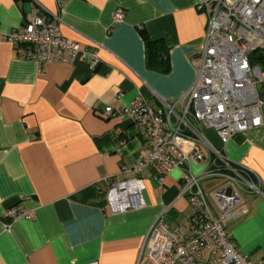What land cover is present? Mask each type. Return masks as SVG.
Returning a JSON list of instances; mask_svg holds the SVG:
<instances>
[{"label":"crops","instance_id":"1","mask_svg":"<svg viewBox=\"0 0 264 264\" xmlns=\"http://www.w3.org/2000/svg\"><path fill=\"white\" fill-rule=\"evenodd\" d=\"M0 0V264H137L146 233L167 208L172 223L185 221L181 171L166 175L163 188L144 170L146 206L112 213L106 205L105 177L121 180L140 153L136 126L108 117L137 95L155 109L193 83L195 62L207 25L200 0ZM119 9L123 20L115 21ZM43 14L61 33L100 62L86 59L38 65L22 59L7 33L28 16ZM145 29L163 36L169 70L146 64ZM120 129V133H118ZM205 133L233 162L255 172L264 188V127L222 145L212 128ZM206 183L204 189L211 187ZM248 212L227 227L236 248L250 260L264 258V195L244 193ZM32 209V218L8 225L6 210ZM184 213L183 219L178 216ZM257 234L258 240L253 242Z\"/></svg>","mask_w":264,"mask_h":264},{"label":"built area","instance_id":"2","mask_svg":"<svg viewBox=\"0 0 264 264\" xmlns=\"http://www.w3.org/2000/svg\"><path fill=\"white\" fill-rule=\"evenodd\" d=\"M198 8L207 25L191 86L171 101L161 98V109L139 94L119 110L111 105L103 110L105 116L130 120L140 138L139 157L122 166L123 172L133 175L104 178L106 205L115 214L142 209L146 184L140 173L151 170L163 188L166 175L179 169L180 195L194 211L171 227L167 208L162 209L144 237L137 264H264V258L254 262L239 251L226 228L228 220L248 212L244 193L264 195L261 180L231 161L205 133L206 128L214 129L225 145L237 135L264 127V78L258 62L259 54H264V0H200ZM114 20H123L121 9ZM7 37L19 57L38 65L86 59L94 72L100 62L97 51L65 37L43 14L28 16ZM212 178L218 182L204 189L201 182ZM5 214L7 227L34 216L32 209L15 207Z\"/></svg>","mask_w":264,"mask_h":264},{"label":"trees","instance_id":"3","mask_svg":"<svg viewBox=\"0 0 264 264\" xmlns=\"http://www.w3.org/2000/svg\"><path fill=\"white\" fill-rule=\"evenodd\" d=\"M141 34L144 37L147 66L153 70L167 72L169 70V61L168 45L165 37H150L145 29H141ZM258 62L264 71V54Z\"/></svg>","mask_w":264,"mask_h":264},{"label":"rangeland","instance_id":"4","mask_svg":"<svg viewBox=\"0 0 264 264\" xmlns=\"http://www.w3.org/2000/svg\"><path fill=\"white\" fill-rule=\"evenodd\" d=\"M263 78H264V71H263ZM263 87V84H259V88L261 89ZM195 170H197V168L195 169ZM218 182V179H214V178H212V179H207V180H203L202 182H201V184H202V186L204 187L205 186V184L206 183H212V184H216ZM186 201H187V212L188 211H191V210H193V206L189 203V201H188V199L186 198ZM166 220L169 222V224H170V226L171 227H173L174 225H176V224H173L172 223V220H173V217H171V214L168 212V213H166ZM184 216H185V214L184 213H181L179 216H178V219H183L184 218ZM235 224H236V221L235 220H228L227 222H226V225H227V227L229 226V227H233V226H235ZM259 238H258V235L257 234H255L254 236H253V242L251 243V244H254V242L255 241H257ZM257 251V249H254L253 250V252L250 254L251 255V259L252 260H256L257 258L255 257V255H256V252Z\"/></svg>","mask_w":264,"mask_h":264},{"label":"water","instance_id":"5","mask_svg":"<svg viewBox=\"0 0 264 264\" xmlns=\"http://www.w3.org/2000/svg\"><path fill=\"white\" fill-rule=\"evenodd\" d=\"M262 56H263V53H260V54H259V59H261V58H262Z\"/></svg>","mask_w":264,"mask_h":264}]
</instances>
